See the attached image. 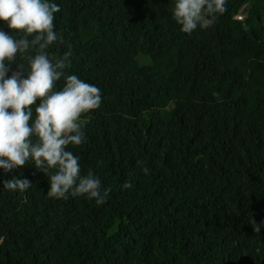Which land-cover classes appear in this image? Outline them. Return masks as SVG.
Returning <instances> with one entry per match:
<instances>
[{
	"label": "trees",
	"instance_id": "16d2710c",
	"mask_svg": "<svg viewBox=\"0 0 264 264\" xmlns=\"http://www.w3.org/2000/svg\"><path fill=\"white\" fill-rule=\"evenodd\" d=\"M53 2L49 53L102 94L69 150L111 193L57 200L34 165L0 170L32 182H0V264H264V0H229L192 35L174 0Z\"/></svg>",
	"mask_w": 264,
	"mask_h": 264
},
{
	"label": "clouds",
	"instance_id": "9594fccd",
	"mask_svg": "<svg viewBox=\"0 0 264 264\" xmlns=\"http://www.w3.org/2000/svg\"><path fill=\"white\" fill-rule=\"evenodd\" d=\"M228 8L229 0H174L172 14L180 31L192 35L208 29ZM58 12L60 5L53 0H0V22L9 30H0V170L7 175L34 165L48 178L49 198L84 197L100 206L111 188L91 170L81 175L80 157L69 145L86 141L81 117L100 108L102 94L97 86L68 74L70 51L60 56L49 53L50 46L63 40L55 31ZM18 58L27 60V69L15 63ZM141 171L147 174L149 169ZM0 182L21 193L32 186L27 178L0 176ZM132 186L125 181L122 189ZM262 227L264 222L256 223L254 231L260 233Z\"/></svg>",
	"mask_w": 264,
	"mask_h": 264
},
{
	"label": "rangeland",
	"instance_id": "374dc122",
	"mask_svg": "<svg viewBox=\"0 0 264 264\" xmlns=\"http://www.w3.org/2000/svg\"><path fill=\"white\" fill-rule=\"evenodd\" d=\"M244 14H245V8H242V10H241L242 17L244 16Z\"/></svg>",
	"mask_w": 264,
	"mask_h": 264
},
{
	"label": "water",
	"instance_id": "95a60500",
	"mask_svg": "<svg viewBox=\"0 0 264 264\" xmlns=\"http://www.w3.org/2000/svg\"><path fill=\"white\" fill-rule=\"evenodd\" d=\"M237 18H240V19H241V18H242V16H237Z\"/></svg>",
	"mask_w": 264,
	"mask_h": 264
}]
</instances>
